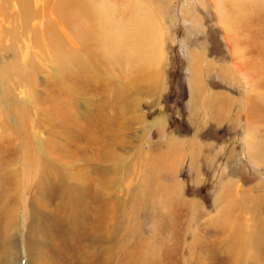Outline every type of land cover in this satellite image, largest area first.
Masks as SVG:
<instances>
[{
  "label": "rangeland",
  "instance_id": "374dc122",
  "mask_svg": "<svg viewBox=\"0 0 264 264\" xmlns=\"http://www.w3.org/2000/svg\"><path fill=\"white\" fill-rule=\"evenodd\" d=\"M59 1L0 0V264H264V4Z\"/></svg>",
  "mask_w": 264,
  "mask_h": 264
},
{
  "label": "bare ground",
  "instance_id": "6f19581e",
  "mask_svg": "<svg viewBox=\"0 0 264 264\" xmlns=\"http://www.w3.org/2000/svg\"><path fill=\"white\" fill-rule=\"evenodd\" d=\"M263 1L264 0H221L219 2V4H218V9L220 10V15H221V17H220L221 18V23L223 25L227 26L228 29H231L232 26L233 27H238V26L242 25L243 24V20L246 18V16H247V19L250 22L251 20H253V17L252 18H248V17H250L253 12H256L258 10L259 6L261 8V6L264 4ZM59 2H60L59 5L61 6V10H63L64 9L63 4H62L63 3V0H60ZM27 10H28V8H27ZM261 10H264V9H261ZM82 11H83V8H82ZM25 17H26L25 20L28 21V19L30 20L31 18L34 17V14L30 10H28V11H25ZM242 27H244V25H242ZM0 40H1V38H0ZM51 45L52 44H50V46ZM55 47H57V46H55ZM261 47H263V46H261ZM144 50H145V42L143 41V42H141L137 46V51L140 54H142L144 52ZM152 51L155 52V48L154 47H153ZM259 52H261V51H259ZM259 54H261V56L262 55L264 56V53H259ZM197 60L198 59L196 58V61ZM139 62L140 61H137L138 64H140ZM159 63H161V59H159ZM140 65L141 66H147V67H150L152 69H154V68L157 69V67L160 66L158 63L153 64V63H149V62H146V61H142ZM158 69L157 70H154L155 71V74H156V77H159L160 76V72H159ZM200 83H199V80H197V77L194 74L195 100L196 101H198V98H200L199 95H200V93L202 91L201 84ZM101 158H102V156H101ZM1 178H0V182L2 180ZM98 186H99V181H98ZM98 186H97V188H98ZM62 191H67V188L66 187L62 188ZM94 194H95L94 192H91L89 194V196L92 198V196H94ZM97 197H98V199L94 200L93 202L89 203V205L86 206V209L89 210V212H90L89 213L90 216H91V212H92V213H95V217L92 220V218L90 219V216H89L88 220L83 225V227L84 226H89V228H90L89 229V232H91L92 234H94L95 237L100 236V235H102L104 233V230H105L104 224L106 223L105 222V218H106V216H108V213H109V211H107L106 206H102L101 205V202H102L101 201V192H99L97 194ZM90 204L97 205V206H96V208H94V207L92 208L90 206ZM111 212H112V210H111ZM82 214L83 215H86L85 209L82 211ZM73 216H74V214H72V217ZM7 217H9L10 219H14L17 222V227H15V230L17 231V235H18L19 234L18 227H19V225H20L21 222H19L20 220L17 219V214L14 216V213L9 212L7 214ZM70 217H71V215H70ZM24 218H25V220H24V222H25L26 221V217H24ZM67 219L70 220L69 217H67ZM89 219L91 220L90 222H89ZM12 225H13L12 223H7L6 224L7 232H10V229L13 228ZM30 230H32L33 232H37V233L43 231L42 227L39 226L36 222H31V224H30ZM17 240H18V242H20V239L19 238H17ZM24 242H25V239H24ZM27 248L29 250V254H31L30 253V250H33V248L30 247L29 245H27ZM257 250H259V249H257Z\"/></svg>",
  "mask_w": 264,
  "mask_h": 264
}]
</instances>
